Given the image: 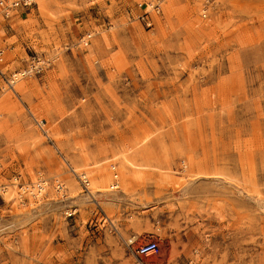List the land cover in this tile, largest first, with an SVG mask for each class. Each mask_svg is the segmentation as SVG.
Here are the masks:
<instances>
[{
    "label": "rangeland",
    "instance_id": "374dc122",
    "mask_svg": "<svg viewBox=\"0 0 264 264\" xmlns=\"http://www.w3.org/2000/svg\"><path fill=\"white\" fill-rule=\"evenodd\" d=\"M0 51L44 63L0 75V264H264V0H37Z\"/></svg>",
    "mask_w": 264,
    "mask_h": 264
},
{
    "label": "built area",
    "instance_id": "2783aa9c",
    "mask_svg": "<svg viewBox=\"0 0 264 264\" xmlns=\"http://www.w3.org/2000/svg\"><path fill=\"white\" fill-rule=\"evenodd\" d=\"M36 1L37 0H0V16L3 19H8L11 17V13L14 10L34 6L36 5ZM142 5L143 4H139V7H141ZM148 7L149 10L137 17V19L142 22L147 28L151 27L152 24L150 13L152 12L158 14L160 12V7L158 6V4L148 5ZM1 61L2 52L0 51V62ZM43 64L44 63L41 62L37 57H32L27 61V64L24 68H20L19 70H16L8 76H5L4 73L0 71V75L2 76V79L5 82L6 86L8 88H13L14 84L22 78L35 76L41 73ZM114 178H116V175H114ZM19 179L17 177L13 178L14 183L12 184L17 189V193L19 194V196H29L32 199H36L44 195L47 186V182L45 180L38 179L34 183H32V185H25L20 184L18 182ZM80 180L85 187H88L89 182L85 176H82ZM115 188H117L116 185H114L113 189ZM55 189L57 192H60L63 190V187L61 184H57ZM3 190L4 188L0 189V194L3 193ZM159 251V245L156 241L147 240L136 247L135 254L137 257H149L158 255Z\"/></svg>",
    "mask_w": 264,
    "mask_h": 264
},
{
    "label": "bare ground",
    "instance_id": "6f19581e",
    "mask_svg": "<svg viewBox=\"0 0 264 264\" xmlns=\"http://www.w3.org/2000/svg\"><path fill=\"white\" fill-rule=\"evenodd\" d=\"M131 165V164H130ZM83 175V174H82ZM14 195H12V193L10 192V191H7V194H5V199L7 200V201H11V200H13V197ZM13 197V198H12Z\"/></svg>",
    "mask_w": 264,
    "mask_h": 264
}]
</instances>
